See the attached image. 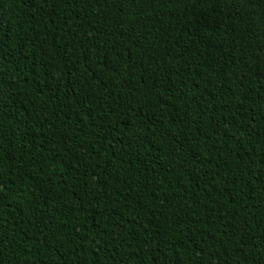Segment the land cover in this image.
I'll return each mask as SVG.
<instances>
[{"label":"trees","instance_id":"obj_1","mask_svg":"<svg viewBox=\"0 0 264 264\" xmlns=\"http://www.w3.org/2000/svg\"><path fill=\"white\" fill-rule=\"evenodd\" d=\"M0 264H264V0H0Z\"/></svg>","mask_w":264,"mask_h":264}]
</instances>
